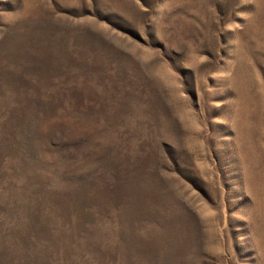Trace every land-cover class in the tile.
I'll return each mask as SVG.
<instances>
[{
  "label": "rangeland",
  "instance_id": "obj_1",
  "mask_svg": "<svg viewBox=\"0 0 264 264\" xmlns=\"http://www.w3.org/2000/svg\"><path fill=\"white\" fill-rule=\"evenodd\" d=\"M0 264H264V0H0Z\"/></svg>",
  "mask_w": 264,
  "mask_h": 264
}]
</instances>
